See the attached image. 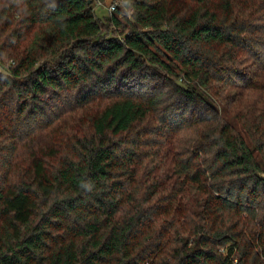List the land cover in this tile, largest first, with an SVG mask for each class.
Listing matches in <instances>:
<instances>
[{"label": "trees", "instance_id": "1", "mask_svg": "<svg viewBox=\"0 0 264 264\" xmlns=\"http://www.w3.org/2000/svg\"><path fill=\"white\" fill-rule=\"evenodd\" d=\"M117 1L0 0V264H264V0Z\"/></svg>", "mask_w": 264, "mask_h": 264}, {"label": "rangeland", "instance_id": "2", "mask_svg": "<svg viewBox=\"0 0 264 264\" xmlns=\"http://www.w3.org/2000/svg\"><path fill=\"white\" fill-rule=\"evenodd\" d=\"M101 4H98V0H94L95 10L98 17H103L109 15L110 7L112 5H119L117 0H100Z\"/></svg>", "mask_w": 264, "mask_h": 264}, {"label": "built area", "instance_id": "3", "mask_svg": "<svg viewBox=\"0 0 264 264\" xmlns=\"http://www.w3.org/2000/svg\"><path fill=\"white\" fill-rule=\"evenodd\" d=\"M98 4H99V5L101 4L100 0H98ZM117 6H118V5H112V6L110 7V12H114V11L117 9Z\"/></svg>", "mask_w": 264, "mask_h": 264}, {"label": "clouds", "instance_id": "4", "mask_svg": "<svg viewBox=\"0 0 264 264\" xmlns=\"http://www.w3.org/2000/svg\"><path fill=\"white\" fill-rule=\"evenodd\" d=\"M84 186L87 187L89 191H92L94 187V185L91 182H89L87 185H84Z\"/></svg>", "mask_w": 264, "mask_h": 264}, {"label": "water", "instance_id": "5", "mask_svg": "<svg viewBox=\"0 0 264 264\" xmlns=\"http://www.w3.org/2000/svg\"><path fill=\"white\" fill-rule=\"evenodd\" d=\"M262 180H264V174L262 176H260Z\"/></svg>", "mask_w": 264, "mask_h": 264}]
</instances>
